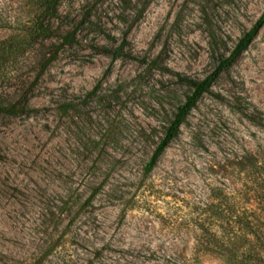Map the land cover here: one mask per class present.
I'll list each match as a JSON object with an SVG mask.
<instances>
[{"label": "rangeland", "instance_id": "rangeland-1", "mask_svg": "<svg viewBox=\"0 0 264 264\" xmlns=\"http://www.w3.org/2000/svg\"><path fill=\"white\" fill-rule=\"evenodd\" d=\"M46 4L0 0V264H195L225 196L262 251L264 26L148 166L192 89L179 75L215 68L208 27L228 55L264 0Z\"/></svg>", "mask_w": 264, "mask_h": 264}, {"label": "trees", "instance_id": "trees-1", "mask_svg": "<svg viewBox=\"0 0 264 264\" xmlns=\"http://www.w3.org/2000/svg\"><path fill=\"white\" fill-rule=\"evenodd\" d=\"M60 0H46V10L57 11V5ZM264 26V11L252 25L240 37L236 45L228 55H219L221 40L218 38L213 26L208 27L210 35V44L212 47V56L216 59L214 70L203 79L192 78L187 75H179L182 83L191 86L190 92L186 95L185 101L178 107L169 125L166 128L164 137L155 150L148 168L153 169L160 157L163 155L171 141L177 137L180 127L185 122L187 115L197 105V102L203 94L209 92L213 83L236 62V60L247 50L252 41L259 34ZM100 51L112 54L114 57L119 56L120 49H109L98 47ZM224 205V208L221 206ZM209 209L213 211L212 217L222 219L223 232L219 233L214 230V225L210 220V226H200V235L196 238V253L194 254L195 264H200V260L206 255L212 256L218 260L219 264H264V248L259 251L256 246L258 243L249 240V234L258 238L261 237L259 230L261 225L256 224L252 218L253 214L241 210V206L236 201L224 197L222 205L211 204ZM242 211V212H241ZM264 247V243H262Z\"/></svg>", "mask_w": 264, "mask_h": 264}]
</instances>
